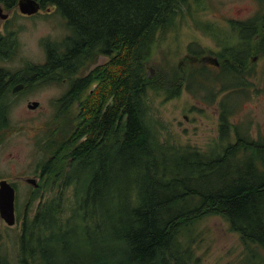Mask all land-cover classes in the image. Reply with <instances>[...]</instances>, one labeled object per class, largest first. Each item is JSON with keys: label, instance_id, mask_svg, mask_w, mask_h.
I'll return each instance as SVG.
<instances>
[{"label": "trees", "instance_id": "16d2710c", "mask_svg": "<svg viewBox=\"0 0 264 264\" xmlns=\"http://www.w3.org/2000/svg\"><path fill=\"white\" fill-rule=\"evenodd\" d=\"M1 1L11 5L16 0ZM38 1L58 7L70 29L59 43V62L67 71L59 73L60 78L69 79L70 85L82 82V77L75 78L85 63L90 66L87 78L98 85L91 93L77 92L76 86L62 100L89 96L92 101L102 87L114 91L123 106L117 122L122 131L118 133L113 124L118 117L115 109L101 117L91 111L90 129L96 138L72 148L78 137L76 123L69 117L71 104L63 103L67 115H59L63 121L58 124L59 133L44 138L42 144L54 156L43 165L44 182L60 178L59 190L71 192L66 199L59 193L40 203L30 231L25 223L19 235L16 264H199L186 233L208 216L223 217L244 245L254 244L264 251V137L254 140L235 128L231 141L228 122L221 127L222 139L227 141L219 150L184 148L170 138L162 141L143 107L145 97L136 88L150 80L145 74L156 34L175 24L189 0ZM263 18L258 14L232 27L199 24L200 29L211 28L214 36L231 32L229 37L239 41L230 44L227 37L219 41L224 45L218 58L221 64H230L219 68L194 61L202 51L189 45L191 54L181 61L190 60L191 84L195 83L192 72L200 81L213 83V70L228 74L231 80L238 73L247 74L249 58L264 55ZM235 30H240L239 36ZM100 55L107 59L98 63ZM177 67L168 66L171 75L156 78L159 89L175 91L182 86L188 72L183 74L184 68ZM221 118L227 116L222 113ZM78 125L82 127L83 122Z\"/></svg>", "mask_w": 264, "mask_h": 264}, {"label": "rangeland", "instance_id": "374dc122", "mask_svg": "<svg viewBox=\"0 0 264 264\" xmlns=\"http://www.w3.org/2000/svg\"><path fill=\"white\" fill-rule=\"evenodd\" d=\"M49 5V11L55 13L54 25L48 21L39 23L33 28H27L24 33L33 29L32 33L37 40L41 36L52 35L56 36V41L60 43L67 38L70 29L59 8L53 7V4ZM259 9L258 0H189L177 14L175 24L156 34V41L152 44L148 57L149 67L145 74L150 80H144V83L136 88L145 97L142 100L143 107L147 110L150 121L157 128L162 141L170 138L184 148L189 146L201 151L219 150L227 141L222 139L221 127L229 122V129L232 130L233 123L230 121L233 118L244 135L254 140L264 137V55H252L246 63L247 74L238 73L235 80H231L228 74L213 70L214 83L202 82L192 72L195 83L188 89L180 86L175 91H170L159 89L154 83L157 77L160 81L165 73L167 77L171 75L172 69L167 72L168 66L174 64L178 66L177 68L185 67L190 60L185 62L181 60L190 53L189 45L202 51L199 57L204 55L203 59L212 58L214 55L211 52L217 55L224 45L219 41L231 36V32H219V35L214 37L211 28L204 26L200 29L199 24H207L210 27H214V24L220 27L225 24L227 27L228 24L232 27L239 25L241 21L246 22L256 17ZM206 28L210 31H204ZM239 35L240 30H235V36ZM34 38L29 39L35 40ZM150 47L151 44L147 45V51ZM31 55L37 59L46 57L45 51L41 52L39 48ZM58 63L59 68H65L64 63ZM219 65L230 66L223 63ZM82 73L83 71H80L76 74L75 79L81 77ZM173 79L178 82L176 78ZM243 81H248L249 85H241ZM166 85L171 89L170 83ZM225 85L228 87L225 88ZM175 86L176 84H173V87ZM63 91V86L60 85L57 110L49 109L48 102L51 98L49 92L37 91L32 94L29 89L26 97L43 101L41 107L32 110L21 103L9 110L0 111V123L3 124L0 127V179H6L16 186L15 223L7 225L0 216V264L7 261V264L18 262L19 235L25 223L28 225L27 231H30L32 219L38 213L40 203L59 193L66 199L71 192L70 189L59 190L63 183L60 178L44 182L43 173V164L50 156V152L43 150L42 144L45 143L43 139L59 133L58 124L63 121L57 117L67 115L63 113V103L71 102L68 99L66 102L65 99L62 100ZM227 108L231 109L224 113ZM67 109L72 122H75L77 103L68 105ZM222 113L230 115L229 119H222ZM228 136L234 141V133ZM28 177L36 178L39 185L27 183L25 178ZM187 238H191V248L194 257L200 258L199 264H260L264 258L262 249L254 244L244 245L238 233L231 231L228 222L220 216H208L196 221L191 231L186 233Z\"/></svg>", "mask_w": 264, "mask_h": 264}, {"label": "flooded vegetation", "instance_id": "af4514ba", "mask_svg": "<svg viewBox=\"0 0 264 264\" xmlns=\"http://www.w3.org/2000/svg\"><path fill=\"white\" fill-rule=\"evenodd\" d=\"M258 2L260 4L258 13L264 15V0H258ZM49 9L48 5L40 4L37 11L26 13L17 6V0L11 5H7L0 0V111L9 110L21 103H24L27 108L32 110L41 107L44 103L43 101L26 97L29 89L32 94L37 91L49 92L51 95L48 102L50 104L49 109L57 110V95L60 85L63 86L64 94L72 92L76 86L77 92L85 90L91 92L93 88L97 89L98 87L92 78H87L90 72L89 60L88 67L84 63L76 73L83 71L82 75L84 77L81 75L83 81L70 85L69 79L60 78L58 73L59 41H56V36H41L37 40V37L34 38V33H32L33 29L24 33L27 28H33L34 25L39 23L53 22L55 13H51L52 10L49 11ZM61 16L66 20L64 15ZM52 25H54V22ZM29 38H34L35 40H30ZM230 41L235 43L239 41V38L233 37ZM37 48L41 52L45 51L46 57L44 59H37L31 55L37 52ZM103 61L104 59L102 58L98 59V63ZM75 100L77 102L73 101L72 98L70 104L72 106L77 103L78 107L77 119L75 120L76 126L74 128L75 136L78 137L72 148L85 141L80 136L82 127L78 123L82 121L87 128H90L92 122L90 97L88 96L86 99L75 98ZM99 139H96V143H100ZM51 158H54V156L52 155ZM70 158L72 159V156ZM45 172L46 170L43 168V173Z\"/></svg>", "mask_w": 264, "mask_h": 264}, {"label": "bare ground", "instance_id": "6f19581e", "mask_svg": "<svg viewBox=\"0 0 264 264\" xmlns=\"http://www.w3.org/2000/svg\"><path fill=\"white\" fill-rule=\"evenodd\" d=\"M99 58L107 59V56L106 55H102V56L100 55ZM66 72L67 71L65 68H60L58 70V73H66ZM115 95H117V93H115L114 91L107 89L105 87H102L101 90L99 91L98 95L91 101V110L94 112H98L99 117H101L106 112V110L115 109V111H117L116 116H118V117L115 118L116 120L113 122V124H115L117 132L120 133L122 131V125L117 124V122H118L119 117L123 115V106H120L121 104L116 99L117 96H115ZM68 100L70 101L71 99H68ZM80 136H81L82 140H86L87 138L95 139L97 134H96L95 130L87 128L83 124V126L81 128Z\"/></svg>", "mask_w": 264, "mask_h": 264}, {"label": "water", "instance_id": "95a60500", "mask_svg": "<svg viewBox=\"0 0 264 264\" xmlns=\"http://www.w3.org/2000/svg\"><path fill=\"white\" fill-rule=\"evenodd\" d=\"M17 6L23 12L32 13L37 11L40 3L38 0H18ZM27 181L36 183L33 178H28ZM14 200V187L4 179L0 180V216L9 225L15 222Z\"/></svg>", "mask_w": 264, "mask_h": 264}]
</instances>
